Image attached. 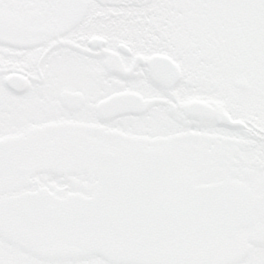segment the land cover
<instances>
[{
	"label": "snow or ice",
	"instance_id": "snow-or-ice-1",
	"mask_svg": "<svg viewBox=\"0 0 264 264\" xmlns=\"http://www.w3.org/2000/svg\"><path fill=\"white\" fill-rule=\"evenodd\" d=\"M0 264H264V0H0Z\"/></svg>",
	"mask_w": 264,
	"mask_h": 264
}]
</instances>
